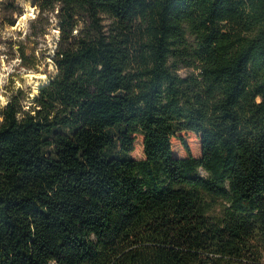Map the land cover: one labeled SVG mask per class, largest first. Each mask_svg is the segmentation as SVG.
Returning <instances> with one entry per match:
<instances>
[{
    "label": "trees",
    "instance_id": "16d2710c",
    "mask_svg": "<svg viewBox=\"0 0 264 264\" xmlns=\"http://www.w3.org/2000/svg\"><path fill=\"white\" fill-rule=\"evenodd\" d=\"M51 3L58 72L1 115L0 264H264V0Z\"/></svg>",
    "mask_w": 264,
    "mask_h": 264
},
{
    "label": "rangeland",
    "instance_id": "374dc122",
    "mask_svg": "<svg viewBox=\"0 0 264 264\" xmlns=\"http://www.w3.org/2000/svg\"><path fill=\"white\" fill-rule=\"evenodd\" d=\"M43 6H47L45 11ZM58 8L51 0H0V122L13 95H21L28 108L40 88H35L36 83H47L57 74L53 56L60 38ZM189 71L183 68L180 72L185 75ZM183 138L199 155L197 135L184 133ZM173 146L175 153H187L180 139L175 138ZM133 155L143 156L141 137Z\"/></svg>",
    "mask_w": 264,
    "mask_h": 264
},
{
    "label": "bare ground",
    "instance_id": "6f19581e",
    "mask_svg": "<svg viewBox=\"0 0 264 264\" xmlns=\"http://www.w3.org/2000/svg\"><path fill=\"white\" fill-rule=\"evenodd\" d=\"M45 83L44 82H37L35 88L38 89L39 87H41Z\"/></svg>",
    "mask_w": 264,
    "mask_h": 264
}]
</instances>
